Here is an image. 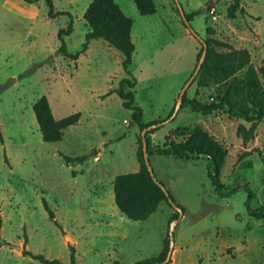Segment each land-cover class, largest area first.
<instances>
[{
	"label": "rangeland",
	"instance_id": "rangeland-1",
	"mask_svg": "<svg viewBox=\"0 0 264 264\" xmlns=\"http://www.w3.org/2000/svg\"><path fill=\"white\" fill-rule=\"evenodd\" d=\"M52 1L56 10L73 14V31L64 41L69 52L80 51L88 30L82 14L90 0ZM153 1L156 11L148 16L137 10L133 17L122 5L133 20L129 70L137 79L132 90L145 122L168 118L194 69L199 38L247 48L251 62L264 67V0H239L244 13L234 0H177L184 13L197 11L189 22L195 35L181 22L175 0ZM68 21L49 18L43 1L0 0V264H42L26 250L70 264L72 249L75 264H134L162 250L176 212L163 200L145 220L118 211L112 183L140 169L141 131L115 93L102 96L125 76L115 48L92 39L76 61L57 52V31ZM217 91L216 85L197 86L194 80L185 95L209 102ZM42 95L55 119L80 113L60 141L41 138L32 106ZM240 123L249 126L225 110L204 115L183 107L148 136L156 147L182 141L201 126L227 152L217 174L221 192L248 185L256 208L264 201V164L255 151L237 157L255 148L264 154V117L246 144L236 134ZM62 155L88 157L66 165ZM149 161L156 180L184 208L173 229L177 264H264V217L247 213L245 189L220 196L204 156L191 161L153 154ZM43 199L61 228L48 217ZM220 227L233 232L219 238Z\"/></svg>",
	"mask_w": 264,
	"mask_h": 264
},
{
	"label": "trees",
	"instance_id": "trees-1",
	"mask_svg": "<svg viewBox=\"0 0 264 264\" xmlns=\"http://www.w3.org/2000/svg\"><path fill=\"white\" fill-rule=\"evenodd\" d=\"M23 1L29 4L43 1L47 7V16L49 18H56L58 16L68 17V24L64 28H59L56 34V38L60 42L57 52L62 56L76 61L79 54L87 49L88 42L91 39H102L120 53L121 67L125 72V76L119 80L116 88L108 90L102 96L115 93L121 99L122 106L131 112L130 117L132 122L137 125L140 131L143 129L146 130L145 139L148 156L158 154L191 161H197L202 156L207 157L211 166L207 171L208 176L211 178L217 193L220 196H224L236 190L245 189L247 198L244 204L247 213L254 218L264 217V201L259 207L252 208L250 201L253 199L254 193L248 185L242 187L237 186L225 193L221 192L223 186L218 180L217 174L223 166L227 152L225 147L201 128V126L195 125L188 136L182 141H170L161 146H152L148 133L153 132L159 126L163 125L165 119L145 122L142 118V108L135 104V91L132 89L135 87L137 79L129 70L135 50L130 35L133 20L122 12L114 0L89 1L82 14L88 27L84 36L85 42L82 49L75 53H71L67 50L64 41V37L70 35L73 31V14L69 10H56L52 0ZM132 1L141 15H150L156 11L153 0ZM234 7L238 9L240 13L245 12L239 0H234ZM177 11H179L178 7ZM196 13L197 11L184 13L186 21L181 19L183 25L188 28L193 35H195V33L189 22ZM199 42L201 47L196 54L194 69L203 51L204 45H206V52L204 61L193 81L196 80L197 86L208 87L216 85L218 91L215 97L209 102H202L196 98H188L184 93L180 109L188 107L191 111L199 112L204 115L216 114L225 110L230 117L243 119L246 123H249V126L247 127L243 123L238 124L236 134L242 139L243 144H246L249 140L254 138L255 129L264 117V67L262 65L257 67L251 62V56L247 48H235L228 42L213 38H199ZM242 70H244L243 73L239 74ZM173 107L168 117L171 115ZM32 111L37 121L41 138L44 142L60 141L62 131L68 126L76 124L80 118V113L75 112L60 119H55L45 95H42L33 104ZM139 141L140 153L142 156L140 169L134 173L119 174L114 178L112 183L114 203L117 209L122 215L133 221L145 220L157 210L162 200L171 207L172 205L169 200L175 202L172 195L167 190L164 191L160 187L161 183L154 181L148 172L143 159L141 133ZM254 151L258 153L264 164V154L258 148L244 150L238 155L237 160H242L251 155ZM62 157L66 165H73L76 163H83L88 155H62ZM43 205L48 213V217L55 225L61 228L55 218L54 212L44 199ZM176 206L182 211L184 210L182 206L177 204ZM177 217L178 211L176 210L172 220ZM168 251L169 235L162 250L156 256L137 261L134 264H169L171 259L166 261ZM24 254L42 264H62L56 259H47L42 254H34L27 250L24 251ZM70 264H75L73 249L71 250Z\"/></svg>",
	"mask_w": 264,
	"mask_h": 264
},
{
	"label": "water",
	"instance_id": "water-1",
	"mask_svg": "<svg viewBox=\"0 0 264 264\" xmlns=\"http://www.w3.org/2000/svg\"><path fill=\"white\" fill-rule=\"evenodd\" d=\"M176 1V5L179 9V12H180V15L182 17V19L184 21L185 18H184V12L182 10V7L181 5L179 4V2L177 0ZM206 50V45H204V48H203V51L198 59V62L196 64V67L192 73V75L189 77V79L184 83V85L181 87L179 93H178V96L174 102V107H173V111L171 113V115L165 119L164 123L166 122H169L170 120H172L175 115L177 114L178 110L180 109V106H181V103H182V98H183V94L185 93L187 87L190 85V83L193 81L194 77L196 76V74L198 73L199 71V68L201 66V64L203 63L204 61V58H205V51ZM145 129H143L141 131V139H142V151H143V159H144V162H145V165L147 166V169H148V172L149 174L152 176V178L154 179V181L158 182L156 180V178L154 177V173H153V170L151 168V165H150V161H149V156H148V153H147V150H146V139H145ZM160 187L165 191V187L163 185L160 184ZM170 204L172 205V207H174L175 210L178 211V217L173 219L170 224H169V229H168V235H169V251H168V254H167V257H166V261H168L170 259V255H171V252H172V249H173V229L177 223V220L179 217H181L182 215V210L180 208H178L175 204V202H172L171 200H169ZM20 247L19 246H16V249H19Z\"/></svg>",
	"mask_w": 264,
	"mask_h": 264
},
{
	"label": "crops",
	"instance_id": "crops-1",
	"mask_svg": "<svg viewBox=\"0 0 264 264\" xmlns=\"http://www.w3.org/2000/svg\"><path fill=\"white\" fill-rule=\"evenodd\" d=\"M115 1V3L119 6V8L122 10L123 8H122V5H126L133 13H132V16L133 17H135L136 16V12H137V8H136V6H135V4L134 5H132V3H130L128 0H114ZM133 2V1H132ZM123 12V11H122ZM124 13V12H123ZM125 14V13H124ZM138 14H139V12H138ZM126 15V14H125ZM146 16H148V15H146ZM132 30H133V23H132V26H131V30H130V35H132ZM132 39V38H131ZM92 40V39H91ZM134 46H135V44H134ZM135 51V50H134ZM196 54H197V52H196ZM77 60V59H76ZM195 61H196V55H195V60H194V64H193V67L191 68V69H193L194 68V66H195ZM190 71H192V70H190ZM178 91L179 90H177L173 95V98H172V102H173V100H174V98H175V96H176V94L178 93ZM256 130V129H255ZM112 192H113V189H112ZM111 198H112V200L114 199V195L112 194L111 195ZM114 206V205H113ZM251 207L252 208H255L253 205H251ZM115 208V207H114ZM119 211V210H118ZM239 219H240V217H239ZM232 230L230 229V228H227V227H220L219 228V231H218V237L219 238H221V237H229L231 234H232ZM177 250V248L176 247H174V249H173V252H171V255H170V259H172V261L169 263V264H177V260L176 259H174L173 258V255H174V253H175V251Z\"/></svg>",
	"mask_w": 264,
	"mask_h": 264
}]
</instances>
